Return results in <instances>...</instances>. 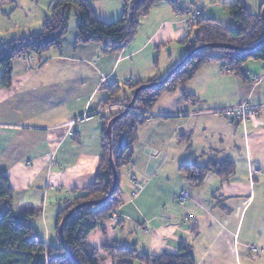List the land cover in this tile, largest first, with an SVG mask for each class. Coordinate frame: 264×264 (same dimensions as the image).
<instances>
[{"label":"crops","instance_id":"obj_1","mask_svg":"<svg viewBox=\"0 0 264 264\" xmlns=\"http://www.w3.org/2000/svg\"><path fill=\"white\" fill-rule=\"evenodd\" d=\"M87 1L100 20L114 21L122 14V0ZM220 1L188 12L176 11L169 1L155 4L154 15L142 18L115 54L105 52L103 44L76 43V20L60 51L26 54L12 62L11 85L0 86V174L9 177L14 210L23 205L36 210L31 222L47 243H56L54 223L62 203L94 179L109 115L107 109L96 112L108 97L105 87L162 78L187 52L189 44L179 43L188 32L184 20L229 18L219 11ZM262 1L255 0L252 13ZM41 19L24 35L37 32ZM165 25L169 28L158 37ZM173 42L177 47L168 49ZM242 74L241 79L219 63H207L182 87L158 98L152 119L138 128L132 160L124 169L126 182L119 174L124 194L117 222H104L105 232L97 225L89 244L116 242L153 256L176 254L186 244L196 264H264V113L243 124L213 113L246 99L264 100V63L248 60ZM250 75L260 79L255 87ZM225 160L234 163L233 173L225 179L210 173L199 187L190 186L179 171L183 164ZM130 175L142 183L134 197L128 192ZM38 218L42 224L35 222ZM98 264L111 261L102 255Z\"/></svg>","mask_w":264,"mask_h":264},{"label":"trees","instance_id":"obj_2","mask_svg":"<svg viewBox=\"0 0 264 264\" xmlns=\"http://www.w3.org/2000/svg\"><path fill=\"white\" fill-rule=\"evenodd\" d=\"M5 1L14 0H0V3ZM163 1L173 4L172 0H122L121 16L117 20L106 22L97 18L87 0H50L49 12L43 17L37 32L0 43V86L10 87L12 62L16 58L26 54L39 57L49 50H61V41L68 32V21L72 12L77 15L76 43L103 44L105 52L115 54L135 35L141 19L149 14L155 4ZM219 6L233 19L234 26L229 27L218 19L205 18L201 15L193 23L188 21L185 23L184 20L188 32L179 43L189 46L186 54L170 69L175 68L164 84L159 82L170 70L159 79L153 78L136 83L115 81L105 87L108 97L103 101V105L108 106L112 102H118L132 109H108L109 115L104 117L101 155L94 179L79 189L81 194L75 199L62 203L56 215V243H47L36 232L31 222V218L36 214L34 208L23 205L18 210H14L13 189L9 177L0 174V264H98L102 255L107 256L111 264L135 262L196 264L195 257L186 244L180 245L176 254L163 253L153 256L146 253L138 254L133 247L119 245L116 242L94 247L87 242V237L97 225H100L101 230L105 232L103 223L109 220L112 214L115 218L114 222H117L116 213L123 202L124 194L120 185L119 169L131 162L138 128L148 120L145 114L141 113L151 112L163 93L182 87L207 63H219L224 72L233 73L241 79L242 68L248 60L264 63V22L260 17L264 0L257 13L249 12L244 0H221ZM179 8L175 10L183 11ZM257 42L259 44L255 47L246 50L212 46L225 44L248 48ZM190 51L193 52L186 56ZM143 85L150 86L140 89L131 103L135 89ZM119 114L122 115L112 123L111 150H109L107 123ZM151 115L153 116V113ZM110 161L117 174L112 195L101 204L89 203L75 208L81 203L100 200L107 195L113 181ZM179 171L185 175L190 186L199 187L210 173L222 179L228 177L234 171V163L225 160L208 161L202 166L195 163L183 164L179 166ZM134 181L138 185L135 190L132 187ZM141 186L140 180L135 175H130L128 192L131 197L136 196ZM70 211L63 223L62 234L59 236L60 222Z\"/></svg>","mask_w":264,"mask_h":264},{"label":"rangeland","instance_id":"obj_3","mask_svg":"<svg viewBox=\"0 0 264 264\" xmlns=\"http://www.w3.org/2000/svg\"><path fill=\"white\" fill-rule=\"evenodd\" d=\"M212 1L213 0H186V1L172 0L173 2L172 5H174L175 7H181L183 9L185 8L184 10L187 12L193 10L194 8L198 9L199 11H203L204 9L207 10L209 8V6L212 4ZM49 2L50 0H14L13 2L5 1L0 3V41H1L0 43H3V41L24 37L25 36L24 34L28 32L27 30H30L31 28L36 26L39 20L41 19V17L43 19V17L48 14L49 4H50ZM244 2L249 12H253V10H256L255 0H244ZM154 11H155L154 9L150 10L148 15L149 16L154 15L153 14L155 13ZM219 11H223V10L220 8ZM76 20L77 18L75 14L72 13L68 21V29H70L71 27L72 28L75 27ZM219 20L223 24L229 27L234 26V21L230 16L229 18L219 19ZM168 28L169 26L165 25L164 28L160 29V33H158L157 36L158 37L162 36L164 31H166ZM168 47H169L168 49H173L174 47L177 46L173 42L170 43ZM163 48L165 49L166 47ZM162 56H163V51L159 56L160 61L162 59ZM125 167L126 166H123L119 169V174H120V178H122V182L123 181L126 182L127 175L124 173ZM49 219L51 218L48 217L47 222H49ZM37 221H40V224H42V221L39 218L35 219V222ZM108 222L109 220L106 221V223ZM134 264H139V263L135 262Z\"/></svg>","mask_w":264,"mask_h":264},{"label":"built area","instance_id":"obj_4","mask_svg":"<svg viewBox=\"0 0 264 264\" xmlns=\"http://www.w3.org/2000/svg\"><path fill=\"white\" fill-rule=\"evenodd\" d=\"M185 23H187V21H185ZM249 80L250 83L252 85V87H255L258 82H259V78L256 76H249ZM102 109H116V110H126V109H132L130 108L128 105L123 104V103H118V102H112L110 105L105 106L103 104H101L96 112H100ZM260 112L264 113V100L259 103V104H254L251 103L249 100H243L240 103H238L236 106L233 107H229V108H225V109H217L214 110L213 113L215 114H219L222 115L224 117H226L227 119H229L230 121H236L237 123H246V122H255V120L258 117V114ZM141 114H145L146 118L151 119L152 115L150 111H146L144 113ZM134 184L132 185L133 189H137L138 185L137 182L134 181ZM184 197H178V201L179 202H183ZM114 215L112 214V216L109 218V224L114 222ZM249 251L251 252H257L258 248L253 246V245H247L246 246Z\"/></svg>","mask_w":264,"mask_h":264},{"label":"water","instance_id":"obj_5","mask_svg":"<svg viewBox=\"0 0 264 264\" xmlns=\"http://www.w3.org/2000/svg\"><path fill=\"white\" fill-rule=\"evenodd\" d=\"M260 17L262 18L263 22H264V6L262 7L261 9V12H260ZM257 44H259V42L255 43L254 45L248 47V48H240V47H235V46H231V45H225V44H214L212 46H217V47H225V48H232V49H237V50H246V49H252L253 47H255ZM200 48V47H198ZM195 50V49H194ZM193 51H190L186 56H188L189 54H191ZM186 58V57H185ZM184 60V59H183ZM183 60L181 62H183ZM180 62V63H181ZM179 64V63H178ZM175 68L170 70L166 76L159 82L160 84H164L168 78L173 74ZM150 85H143V86H140L138 87L137 89H135L134 93H133V96L131 98V103L134 101V98L137 94V92L144 88V87H149ZM130 103V104H131ZM129 104V105H130ZM123 114V113H122ZM122 114H119V115H116L115 117L111 118L108 123H107V127H106V133H107V137H108V142H109V150H111V127H112V123L117 120ZM110 154V153H109ZM110 165H111V170H112V177H113V181H112V185H111V188L110 190L108 191L107 195L105 197H103L102 199L100 200H96V201H90V202H84V203H81L80 205L76 206L75 208H79L80 206L82 205H85V204H89V203H93V204H101L103 203L104 201H106L108 199V197L110 195H112L113 191H114V186L116 184V179H117V174H116V170L114 168V166L112 165V162L110 161ZM71 213L68 212L64 218L62 219V221L60 222V225H59V236H61L62 234V226H63V223L65 221V219L69 216V214ZM71 255L72 253L69 252ZM73 257V256H72ZM74 258V257H73ZM76 261V260H75Z\"/></svg>","mask_w":264,"mask_h":264}]
</instances>
